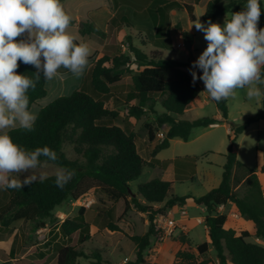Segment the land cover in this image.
Segmentation results:
<instances>
[{
	"label": "trees",
	"instance_id": "1",
	"mask_svg": "<svg viewBox=\"0 0 264 264\" xmlns=\"http://www.w3.org/2000/svg\"><path fill=\"white\" fill-rule=\"evenodd\" d=\"M164 1L158 2L164 6ZM200 1L191 0L190 4H183L177 0H170L167 4L177 10H186L192 21H195L194 5ZM260 3L262 11L258 27L264 28V6L261 0ZM245 4L246 0H210L206 5L203 20L214 22L219 17L244 9ZM74 23L72 20L70 26ZM81 32L84 35H104L93 24L88 23H84ZM127 45L134 55L135 62L141 67L130 77L131 88L124 94L128 116L139 120L146 113L149 103L159 100L164 112L157 116V122L160 127L169 126L164 138L152 149L149 160L141 156L137 147L138 134L134 130L117 125L115 122L120 117V111L107 108L105 103V98L115 95L114 87L122 83L126 73L125 67L130 59L124 54L112 57L107 52H96L89 57V64L82 76L83 83L70 95L58 97L40 108L34 131L27 132L19 127L8 131L14 142L28 150L47 146L55 151L58 159L49 162L61 168L75 170V175L63 189L56 186L55 175L49 176L43 182L37 180L19 190L1 189L9 196L8 206L0 213V228L3 234L9 232L13 222L40 224L43 220L51 218L55 208L69 197L79 199L75 193L81 185V179L87 177L97 182L95 190L100 194L99 201L102 205L97 207L92 223L87 222L86 208L81 207L76 216L56 224L57 234L64 239L78 235L79 242L83 244L91 240L101 228L110 232H122L114 220V206L124 201L127 210L131 203L138 211L150 215L151 225L146 234L128 236L136 247V258L130 264H146L144 252L150 245L154 231L153 219L157 211L155 207L165 203L166 208H173L178 204H185L187 199L192 197L197 205L206 210L210 241L197 245L195 251L188 241H185L187 248L177 252L172 264H208L202 257L207 254L210 247L215 250L219 264H264V246L249 241L251 235L247 231L238 233L234 229L226 228V215L217 213L220 206L229 202L234 203L241 217L254 223L255 236L264 239V194L258 175L254 169L237 159L232 147L238 136L251 124L264 120V98L262 109L240 124L228 120L226 100L215 102L221 112V120L214 117L192 121L179 119L203 91L199 80L194 86L192 84L189 69L195 60L192 57L188 61L164 58L159 52L146 54L134 46L130 39ZM89 70V81L86 84ZM36 71L34 66L19 62L18 74L34 79ZM195 71L198 75V68ZM62 74H66L62 75L63 78L72 76L68 71ZM40 76L35 90L30 89L28 92L29 109L47 96V81L42 72ZM132 101L136 104L129 106ZM225 121L229 123L233 137L225 154L226 163L218 187L200 197L178 196L173 193L172 181L154 178L140 184L135 195L130 192L129 183L138 178L145 168L166 167L170 163L162 162L157 155L170 147L172 139L188 141L193 129ZM149 136L151 141L155 139L152 131ZM66 141L73 145L76 153L84 160V164L79 160H70L65 155L63 145ZM192 159L196 161L197 158ZM175 165L178 168V160H175ZM178 171L179 169L177 173ZM261 173L264 174V160ZM189 175L182 177L177 174L176 179L185 180ZM241 187H244V192L239 195ZM14 242L10 254L14 251ZM80 258L91 259L89 264H112L104 261L100 252H93L92 256H88L74 245L59 243L56 246V264H78Z\"/></svg>",
	"mask_w": 264,
	"mask_h": 264
},
{
	"label": "rangeland",
	"instance_id": "2",
	"mask_svg": "<svg viewBox=\"0 0 264 264\" xmlns=\"http://www.w3.org/2000/svg\"><path fill=\"white\" fill-rule=\"evenodd\" d=\"M110 1L111 7L114 8L116 17L113 24L110 26L108 31H105L103 36L91 35L86 36V42L90 45L92 49V55L98 51L107 52L112 57L116 55H126L129 57L130 61L126 65V73L123 77V81L117 87H114V91L122 93L127 92L131 88L130 77L137 73L141 67L135 62L134 55L128 49V41L142 49L144 52L155 53L152 49L155 44L158 46H164L163 41L169 40L171 45V50H163V54L166 58H172L181 61H188L190 57L194 60H197L198 57L207 47V41L204 39V33L202 31L196 30L194 22L200 21L207 25V22L203 20V15L205 13L206 4L209 0H202L195 5L194 16L195 21H192L189 13L184 10H177L171 8L167 3L170 0H165L163 2L164 6L159 4L158 1H149L148 4H143L139 0H63L61 3L64 6L66 12L72 16V20H77L79 17L86 18L91 17V14L94 13V10L101 7L104 9L107 8V5ZM147 1V0H143ZM183 4H190L191 0H177ZM264 6V0H261ZM158 2V3H157ZM159 6V9L164 12L165 20L169 25L164 26L165 35L158 37L157 43L154 42V35L151 33L148 36L145 32L137 29L138 25H135L134 17L129 16L126 18L129 23V27L125 25V21L122 19L126 16L127 10L131 8V11L140 12L144 11L146 16H148L147 8H156ZM229 14V18H230ZM225 17L220 18L217 22L221 25L224 24ZM133 23L134 29L130 28V24ZM80 22L74 25V27H69L68 31L77 37L78 41H83L78 33V28L81 27ZM99 28L104 30L103 24H98ZM128 25V24H127ZM147 39H146V37ZM193 41L195 46V51L191 54L188 51L186 42L188 38ZM152 44L149 43V39ZM183 41L185 47H178V42ZM84 42V41H83ZM150 53V54H151ZM191 55V56H190ZM199 75H202V70H200ZM67 70L61 68L60 76L54 78L51 81H47V96L43 99L37 101L33 105L30 111L38 114L40 108L47 106L49 103L61 96L70 95L75 91L83 82L82 77L75 78L70 76L68 78H63L62 73H66ZM89 72L86 75L87 84L89 81ZM66 75V74H65ZM63 75V76H65ZM200 84L204 87L202 93L198 100H196L195 105L188 108L184 115L180 116L179 119L182 120H195L204 117H215L218 113V108L214 100H212L209 95L204 92L205 85L202 80H199ZM106 107L109 109H116L120 111V117L116 120V124L134 130L138 134V145L139 153L141 156L148 160L150 159V151L147 148V142H149L148 135L150 131L153 132L155 140L160 142L163 138L159 137V133H165L164 126L160 127L157 122L158 112L161 113L164 111L162 106L159 104V100L149 103L147 111L144 115L141 116L139 120H136L133 117L128 116L127 108L128 105H125L124 100L120 99L119 101H112L110 97L105 98ZM134 103V102H132ZM228 107V120L236 124L244 122L247 118L255 115L262 107V98L259 101L248 100L245 95V90L240 89L237 91V95L233 98L226 100ZM260 124V125H259ZM262 126L260 132L250 131L248 132L243 141L241 142L240 147V161L248 165L250 168L257 170L260 164L262 163V158L264 155V121L259 122L254 125L253 128ZM18 128V127H17ZM10 130V129H9ZM7 130V131H9ZM199 131L190 137L189 141H184L182 139H176L170 149L163 151L160 154L162 159H173L174 157L184 158L189 157L187 155H196L191 156V158L196 159V165H199V175L197 179L204 181V188L196 190L198 193H203L206 188L217 187L223 175V169L213 166L211 172L209 170V164L206 161V157H202L204 153L203 149H206V144L210 141L209 139H197ZM213 137L224 136V130L220 129L215 131L212 135ZM207 142V143H205ZM239 146V145H238ZM63 152L70 160H79L84 164L82 157L76 153L73 145L66 141L63 145ZM209 156V155H208ZM212 160L220 161L218 157H211ZM60 166L48 162L44 164L41 168L35 170L36 174L39 175L41 171L47 172L48 177L55 175V171ZM167 171V170H166ZM261 177L263 179L264 187V175L262 173ZM17 178H22L26 174H14ZM155 177H165L169 178L167 174L162 175L159 169L145 168L142 174L130 182L131 190H135L139 184L146 183ZM205 177V180H204ZM98 186L97 182L83 177L81 179V185L76 191V195L79 196V199H74L69 197L61 205L57 206L53 211V216L43 220L40 224L31 223V222H13L10 225V230L8 233L3 234L2 229L0 228V264H35V261H40L43 259L45 264H55L56 263V246L60 243L61 245H74L81 248L88 256H92L93 252H100L104 261L110 262L112 264H130L136 258V247L132 243L128 236L134 235H144L150 228V215L147 213H142L138 211L136 207L132 204L130 208L126 210L125 204L120 202L114 206L115 212V222L121 228L122 232H110L107 229L101 228V230L96 233L91 240L81 244L78 240V235L74 236L71 239H64L57 234L56 224H59L61 220H65L69 217H74L78 214L81 207L86 208V220L91 222L96 216V209L98 206H101L100 203V194L96 191ZM197 184L192 183L191 175L188 179L177 180L174 184V192L178 195L188 194L189 192L195 191ZM195 187V188H194ZM132 191V192H133ZM207 191V190H206ZM244 192V187H241L238 191L239 195H242ZM130 200V198H128ZM9 204L8 193L0 189V213ZM109 204V203H108ZM156 214L154 215L153 224L154 231L150 239V245L144 252L146 259V264L160 263V264H172L175 260L176 254L181 249H186L187 245L185 241H188L193 251H195L196 246L207 242L209 240L208 235L206 234L204 225H198L195 223L194 218L196 216L205 217V214L196 211L194 207L188 208V215L191 221L189 222L190 232L189 236L185 233L181 224L183 223L181 214L178 208H166L165 203L157 205L155 207ZM166 216L172 219L177 220L180 223V226L174 231L171 237L167 238L160 243L159 237L162 232L157 227V218L160 216ZM190 237V238H189ZM14 242V251L10 254L12 247V242ZM208 261V264H219V261L216 257V252L213 247L207 252L205 256L202 257ZM92 260L88 258H80L78 264H89Z\"/></svg>",
	"mask_w": 264,
	"mask_h": 264
},
{
	"label": "clouds",
	"instance_id": "3",
	"mask_svg": "<svg viewBox=\"0 0 264 264\" xmlns=\"http://www.w3.org/2000/svg\"><path fill=\"white\" fill-rule=\"evenodd\" d=\"M260 0H246L242 11L226 14L224 24L199 20L207 47L192 62V84L202 80L215 102L228 100L245 90L248 100L264 98V28H259ZM72 16L61 0H0V189H22L48 178L36 174L49 161L58 159L47 146L28 150L12 139L9 129L34 131L38 114L29 109V90H35L43 73L45 81L66 69L75 78L83 76L92 49L68 29ZM19 62L36 68L34 79L18 74ZM202 70L197 75L195 69ZM45 159H41V158ZM14 174H26L17 178ZM75 170L57 168L55 184L63 189Z\"/></svg>",
	"mask_w": 264,
	"mask_h": 264
},
{
	"label": "crops",
	"instance_id": "4",
	"mask_svg": "<svg viewBox=\"0 0 264 264\" xmlns=\"http://www.w3.org/2000/svg\"><path fill=\"white\" fill-rule=\"evenodd\" d=\"M149 1L152 2V1H158V0H147L146 2L142 3L141 5L143 6V4H148L147 2H149ZM161 6H162V4H161ZM113 7H111L110 1H109L106 9L103 10V8L99 7V8H97V9L94 10V13L91 14V17H89V16L86 17V18L79 17V19L73 20L75 23L71 27H74V25L77 24L78 22L82 23L83 24V27H84V23L93 24L97 29H99L105 35V33H106L105 31H108V29L113 24L114 19L116 17V13H115ZM242 10L243 9L238 10V11H242ZM146 11L148 12V16H146V14L144 13V11H141V13H140V12L131 11V8H129L127 10V13L128 14H126V16L123 17L122 19L126 22L125 25L129 27V23L127 22L126 18H128V15L129 16H133L134 17V22H136L135 25H138L137 26V29L138 30H141L142 33L145 32L147 34V36H148V32H149V34L152 33L154 35V39H155L154 42L157 43L158 37L161 36V35L163 36V35L166 34V32L165 33L163 32L164 29H165L164 26L167 27L169 25V23L167 24V21L164 22V20H165V16L164 15L165 14H164V12H162V10L159 9V6H157L154 9L153 8H147ZM238 11H233L231 13L238 12ZM231 13H229V14H231ZM222 17H224V16H222ZM222 17H219L218 19H216V21H214V23L217 22ZM98 24H103L104 25V27H103L104 30L100 29L98 27L99 26ZM83 27H80L79 28V26H77L78 33H79L80 37L83 39L84 42H86L85 41L86 40V36H89L90 37L91 35H84L81 32V30L83 29ZM130 28L132 30L134 29L133 23L130 24ZM92 35H94V34H92ZM95 36H97V35H95ZM97 37H99V36H97ZM146 39H147V37H146ZM179 42H183V41H179ZM188 42L191 43V51H188L191 54L196 49H195V46H194L193 41L189 40V41L186 42V44ZM149 43L152 44V42H151L150 39H149ZM163 43L165 44L164 46H158L157 44H155L156 47H154V48H156V49H152V51L159 52V53H161V55L164 58H166L164 56V54H163V50H171L170 49L171 45L169 43V40H166V41L164 40ZM133 45H134V42H133ZM98 52H103V51H98ZM145 53L146 54H150L151 53V50H150L149 53H147V52H145ZM198 73H200L199 69H198ZM203 89H204V87H203ZM124 93H126V92H124ZM200 94H199V96L197 98H195L191 102V104L189 105L188 108H190V107H192V106L195 105V102H196V100L199 99ZM116 95H117V93H115L114 96H111L110 99L112 101H114V102L119 101L120 99H123L125 105H127L126 100H125V97L123 96L122 93L118 92V96H116ZM132 102H134V103H132ZM132 102L129 103V106L136 104L135 101H132ZM159 104L161 105L160 101H159ZM116 109H118V108H116ZM261 109H262V107H261ZM163 112H161V113L158 112V115L159 114H162ZM214 118H216L218 120H221L222 119V115H221V112L219 110H218V113L215 115ZM262 121H264V120H261L259 122H262ZM259 122H256V123L251 124L242 134H240L238 136V138L236 139V141L232 144L233 150L236 153L237 159L239 161H240L239 158H240L241 142L243 141L245 135L248 132H250V131L260 132L262 130V126H258L256 128H253L254 125L258 124ZM164 129L167 132L169 130V126L168 125H164ZM220 129H223L224 130V136L223 137L220 136L218 139H217V137H213L212 136L213 133L215 131L220 130ZM195 131H199L198 132V135H197V139L198 140H201V139H209L210 140L208 142L209 145L206 144L207 147H206V149H203V151L204 150L205 151H204V153H202L203 155H201V158L202 157H206V154L209 155V156L207 155L206 161H207V163L209 164L210 167H209V170H206V171L207 172L208 171L211 172V168H213V166H217V167L223 169V166L226 163L225 154L227 153L228 148L231 145V138L233 137V132L231 130V127H230L229 123L225 121V122L217 123V124H214V125H210L208 127H198V128H195V129L192 130L190 137L195 133ZM190 137H189L188 141L190 140ZM148 138H149V142H147V148L152 151V149L155 147V145L158 144L159 142H157V140H155V139L153 141H151L149 135H148ZM176 139H179V138H174V139L171 140L170 147L172 146V143ZM205 143H207V142H205ZM137 147H138V151H139L138 141H137ZM170 147L168 149H170ZM168 149H166V150H168ZM151 151H150V153H151ZM163 151H165V150H163ZM163 151H161L160 153H158L157 158L159 160H161L162 162L169 161L170 163L166 167H156V168H151V169H159L161 171V173H162L163 176H164V174H167V176H169V178H165V177H155V178H161V179H164V180H169V181H172L175 184V182L177 181V179H176L177 178V174H179L180 176L183 177L184 175L192 174V169H194V173L191 175V181H192V183H196L197 184L196 188L194 187L195 188V191L189 192L188 194H183V195H178V194H176L173 191V193L175 195H178V196H186V195H188V196L200 197V196L206 194L207 192H209L210 190L216 188V187H212L210 189L209 188H206L205 191H203V193H198L196 191V190L200 189V187L201 188H204V185H203L204 184V181H200V180L197 179V176L199 175V165H198V163L196 165V161H193V159L191 158V156H196V155H187L189 157H184V158L174 157L173 159H162V158H160V154ZM211 157H218L220 159V161H217V160L214 161V160H212ZM175 160L176 161L178 160V168L175 165ZM263 160H264V155H263V158H262V163L260 164V166L258 167V169L255 170V171H256V173L258 175V178H259V181H260L262 190H263V194H264L263 179H262L261 174H260L261 173V168H262V165H263ZM177 169H179L178 173H177ZM152 179H154V178H152ZM204 180H205V177H204ZM129 185H131V184L129 183ZM137 188L134 191L131 190V191H133L134 195L137 193ZM120 202H123L124 203V201H120ZM130 205H132V204L130 203ZM189 207H194L196 211H200V212H202V213L205 214V217L196 216L194 218V221L198 225H204L206 234L208 235V226H207V222H206V217H207L206 210H205L204 207L197 205L192 197L191 198H188L185 204H182V205L178 204V205L175 206V208H178L179 209L178 212H180V214H181L180 220H182V222H183L181 224L182 230L185 233H187V235L189 236V232H190L189 222L191 221V219L189 218V215H188V208ZM86 212H87V210H86ZM217 213L218 214H221V215H226V217H227V221H226V224H225V227L226 228H228V229H230V228L231 229H234L238 233H240L242 231H247L251 235V237L248 239L249 241L264 246V239L257 238L255 236L256 228H255L254 223L252 221H246L245 219H243L241 217V215L239 214V211H238V209H237V207H236V205L234 203L229 202L226 205L220 206L218 208V210H217ZM62 221H64V220H61V222ZM92 222H93V220L90 223H92ZM208 238H209V236H208ZM209 241L210 240H208L207 242H209ZM43 261H44L43 259H40V261H38V262L35 261V264H45V262H43Z\"/></svg>",
	"mask_w": 264,
	"mask_h": 264
},
{
	"label": "built area",
	"instance_id": "5",
	"mask_svg": "<svg viewBox=\"0 0 264 264\" xmlns=\"http://www.w3.org/2000/svg\"><path fill=\"white\" fill-rule=\"evenodd\" d=\"M185 47V43L179 42L178 47ZM159 137L164 138V133H159ZM180 226V223L172 218L160 215L157 218V227L161 230L162 234L159 237L160 243L171 237L174 231Z\"/></svg>",
	"mask_w": 264,
	"mask_h": 264
},
{
	"label": "water",
	"instance_id": "6",
	"mask_svg": "<svg viewBox=\"0 0 264 264\" xmlns=\"http://www.w3.org/2000/svg\"><path fill=\"white\" fill-rule=\"evenodd\" d=\"M81 27H83V24H81ZM187 48H188V50H191V43L190 42L187 43ZM130 192H131V190H130Z\"/></svg>",
	"mask_w": 264,
	"mask_h": 264
}]
</instances>
